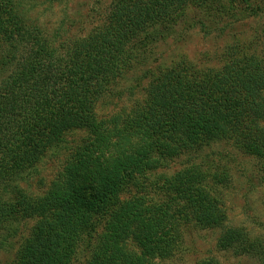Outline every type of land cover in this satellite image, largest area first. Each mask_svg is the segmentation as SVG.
<instances>
[{"label": "trees", "instance_id": "obj_1", "mask_svg": "<svg viewBox=\"0 0 264 264\" xmlns=\"http://www.w3.org/2000/svg\"><path fill=\"white\" fill-rule=\"evenodd\" d=\"M21 2L0 0V247L35 220L15 264H74L81 251L86 264H163L189 221L223 225L210 179L226 177L194 160L229 142L264 169V58L234 56L219 68L182 59L153 73L140 102L100 118L111 86L170 36L150 30L209 0H113L102 24L58 45ZM76 130L88 137L73 144ZM59 150L67 159L46 191L26 194L20 185ZM181 157L187 165L169 173ZM254 243L238 227L220 237L225 247Z\"/></svg>", "mask_w": 264, "mask_h": 264}, {"label": "rangeland", "instance_id": "obj_2", "mask_svg": "<svg viewBox=\"0 0 264 264\" xmlns=\"http://www.w3.org/2000/svg\"><path fill=\"white\" fill-rule=\"evenodd\" d=\"M21 1L29 10L27 19L37 23L47 38L55 40L58 45L86 36L102 24L113 0ZM150 32L170 36L147 47L142 64L111 86L109 95L98 105L100 118L140 102L153 73L182 59L202 68H219L234 56L256 54L264 58V0H209L206 5L192 3L182 16ZM69 134L67 139L73 144L88 137L83 130ZM65 153L66 150H59L56 154L48 152L38 163L34 176L20 185L23 191L33 196L44 193L62 169L67 159ZM187 161L186 157L178 158L172 168H168L169 173L187 165ZM194 162L203 163L205 170L226 177L215 184L210 179L226 221L215 228L202 226L195 219L189 221L181 249L163 264H199L203 261L206 264H264L263 162L229 142L212 143ZM34 223V219L21 223L18 235L10 238L12 246L0 247V264L16 263L17 249L30 235ZM228 227L244 229L251 242H255L252 250L222 246L220 237ZM259 240L260 244L257 243ZM87 257V253L81 251L74 264H86Z\"/></svg>", "mask_w": 264, "mask_h": 264}]
</instances>
